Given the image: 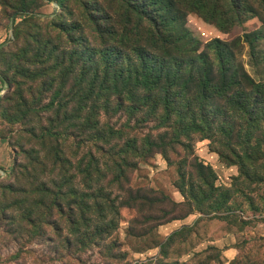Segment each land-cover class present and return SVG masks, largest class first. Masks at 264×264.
I'll list each match as a JSON object with an SVG mask.
<instances>
[{
	"label": "trees",
	"instance_id": "obj_1",
	"mask_svg": "<svg viewBox=\"0 0 264 264\" xmlns=\"http://www.w3.org/2000/svg\"><path fill=\"white\" fill-rule=\"evenodd\" d=\"M40 1L57 3L48 16L53 18L52 30L18 47L14 61L28 75H38V60L53 61L67 41L83 67L73 79V94L59 90L50 104L60 126L45 130L40 151H18L10 191L23 192L18 189L22 183L33 180L27 183L32 190L27 194L35 214L33 231L37 236L43 233L50 243L56 239L65 254L73 251L75 262L92 248L105 246L109 251L106 244L110 249L115 245V264L124 262L127 253L117 240L125 208L136 213L123 238L134 244V252L157 249L149 259L155 264H189L171 258L177 240H188L195 226L185 225L160 239V212L165 222L194 211L228 223L236 218L224 214L234 195L217 187L212 167L196 156L197 140L210 141L223 163L239 169L237 182L246 174L252 186L264 171L259 166L264 160V78L251 77L243 66L228 68L232 48L247 47L251 59L257 57L264 43V0H102L97 15L91 11L77 23L69 0ZM21 8L22 16H41ZM190 13L223 33L250 16L259 17L263 27L229 44L214 39L208 47L214 44L217 50L208 56L186 27ZM65 15L69 18L60 23ZM77 32L84 34L80 41L74 36ZM68 82L72 81L64 80ZM58 99L66 104L63 113L56 110ZM111 103L140 118L138 125L129 123L125 130L101 123L100 110ZM144 124L154 128H140ZM156 155L171 167L178 165L184 203L130 187L131 175ZM183 209L185 215H178ZM41 214L51 219L42 220Z\"/></svg>",
	"mask_w": 264,
	"mask_h": 264
},
{
	"label": "rangeland",
	"instance_id": "obj_2",
	"mask_svg": "<svg viewBox=\"0 0 264 264\" xmlns=\"http://www.w3.org/2000/svg\"><path fill=\"white\" fill-rule=\"evenodd\" d=\"M69 2L74 21L77 23L80 17L90 14L91 11L97 15L102 0ZM22 6L41 16L36 18L22 16ZM56 6L55 1L47 3L27 0L24 3L23 0H0V44L6 43L4 47H0V264H115L112 260L115 245L110 249L109 244H106L109 252L100 243L99 246H102L100 249L84 251L80 254L79 262H75L71 259L73 251L65 254L61 244L54 243L56 239L50 243L45 240L46 236H43V233L37 236L31 226L35 214L33 215L30 195L27 194L32 191L27 183L33 180H25L22 183L18 189L23 192L10 191L9 176L16 166L18 151L22 147L27 151L31 149L40 151L45 132H53V129L60 126L61 121L56 119L50 104L59 90L64 94H73L75 88H72L73 79L83 67L79 54H75L76 49L69 48L67 41L62 42L53 61L46 63L45 58L38 60L40 64L38 75H28L14 61L18 47L28 43L27 40L38 38L39 35L46 37L52 30L53 18L48 16L52 15ZM67 18L69 15H65L60 23ZM186 27L192 36L200 40L201 52L212 56L218 46L213 44L210 49L208 44L214 39L218 38L222 44H229L246 32L261 29L263 22L259 17L250 16L241 26L234 27L229 33H223L215 25L190 13L186 17ZM57 34L53 35L56 37ZM74 36L80 41L84 34L77 32ZM57 44L58 42L55 43ZM229 56L228 68L237 69L243 66L251 77L259 81L264 78V43L259 46L254 60L251 59L247 47L239 51L232 48ZM1 77L4 78V82ZM64 80L72 82L64 84ZM55 105L59 113L66 109L63 100H56ZM100 111L101 123L116 128L126 130L129 123L138 125L140 120L112 103ZM140 128L151 130L154 126L144 124ZM261 140L264 142V139ZM210 144V141L198 139L195 143L196 156L206 166L212 167L216 174L217 187L231 190V196L234 197L224 214L236 215V220L228 223L226 220L215 219L211 215L194 211L184 219L165 222L160 212L161 225L157 229L160 239H165L185 225L195 226L188 240H177L173 248L172 262L178 260L189 264H231L238 258L236 264H264V171L260 170L259 177L254 179V182L255 180L257 182L252 186L246 174L244 180L237 182L240 178L239 169L223 163L216 153V147L212 149ZM262 152L264 153V147ZM178 163L179 161L176 165ZM259 166H264V160L260 161ZM180 173L178 165L171 167L162 155H156L131 175L130 187L160 192L172 202L182 204L185 198L178 189ZM13 188L17 189V185ZM186 210L178 211V215H185ZM121 215L123 220L117 242L122 252L127 253L121 264H155L149 259L158 254L157 249L144 253L134 252L137 249L134 244L123 239L128 221L136 217L135 211L124 208ZM40 219L48 221L51 218L41 214ZM241 224H244V227H241Z\"/></svg>",
	"mask_w": 264,
	"mask_h": 264
}]
</instances>
